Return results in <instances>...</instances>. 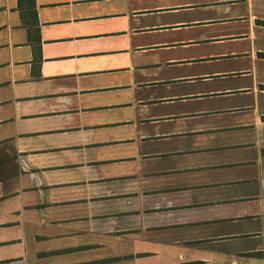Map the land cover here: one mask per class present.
<instances>
[{"label": "crops", "instance_id": "obj_1", "mask_svg": "<svg viewBox=\"0 0 264 264\" xmlns=\"http://www.w3.org/2000/svg\"><path fill=\"white\" fill-rule=\"evenodd\" d=\"M0 264H264V0H0Z\"/></svg>", "mask_w": 264, "mask_h": 264}, {"label": "rangeland", "instance_id": "obj_2", "mask_svg": "<svg viewBox=\"0 0 264 264\" xmlns=\"http://www.w3.org/2000/svg\"><path fill=\"white\" fill-rule=\"evenodd\" d=\"M158 54L162 55L161 53H158ZM172 70H173V69H172ZM169 71H171V70H169Z\"/></svg>", "mask_w": 264, "mask_h": 264}]
</instances>
